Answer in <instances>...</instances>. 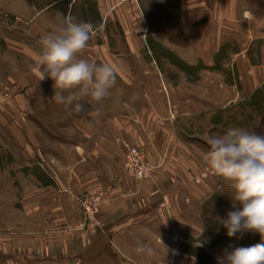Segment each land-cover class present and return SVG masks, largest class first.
I'll list each match as a JSON object with an SVG mask.
<instances>
[{
	"label": "rangeland",
	"instance_id": "1",
	"mask_svg": "<svg viewBox=\"0 0 264 264\" xmlns=\"http://www.w3.org/2000/svg\"><path fill=\"white\" fill-rule=\"evenodd\" d=\"M65 3L66 8L70 5L66 15L71 13L97 26L83 56L96 63H114L119 69L104 103L111 101L116 111L129 114L130 127L151 134L158 142H167L166 148L174 152L176 167L165 172L163 191L167 194L173 187L183 200L175 204L179 216L193 215L194 236L188 238L190 246L201 249L199 256L188 254L174 264H193L192 257L195 264H217L224 248L264 243L251 233L229 237L218 224L215 218L225 217L231 210L234 193L230 182L214 175L205 160L207 137L228 127L244 126L264 134L263 20L257 27L242 26L244 22L238 21L233 26L226 12H220L219 17V12L203 11L202 0ZM50 20L55 19L40 18L36 27L0 24V239L37 229L28 223L24 211L29 173L56 185L61 193H70L53 164L36 155L39 168L29 169L28 158H34L33 153L26 147L18 151L20 142L33 141L34 134L43 130V124L32 122L33 116L57 115L59 111L44 107V93L55 94L54 82L50 78L39 81L31 59L39 50L42 35L48 32L45 26ZM83 103L82 113L88 112L90 103ZM128 146L136 145L126 144V152ZM145 154L155 169L144 180L136 178L126 159L138 182L154 180L161 167ZM88 194L102 198L94 210L95 225L90 228L85 226V212L77 200ZM76 200L83 230L98 229V211L107 202L105 195L83 193ZM179 223L184 231L185 222L180 219Z\"/></svg>",
	"mask_w": 264,
	"mask_h": 264
},
{
	"label": "crops",
	"instance_id": "2",
	"mask_svg": "<svg viewBox=\"0 0 264 264\" xmlns=\"http://www.w3.org/2000/svg\"><path fill=\"white\" fill-rule=\"evenodd\" d=\"M65 2L0 0V24L36 27L40 18L58 20V14L66 15L70 6L66 8ZM202 10L219 12V17L220 12H226L233 26L237 21L251 27L264 22V0H202ZM242 12L247 15L243 17ZM55 20L48 21L45 30H54ZM44 94V107L59 108L58 114L33 116L32 122L43 124V130L31 136L33 141L20 142L18 151L26 147L33 153L34 158H28L29 169L39 168L36 155L53 164L70 193H61L56 185L29 173L24 211L28 223L37 229L2 237L0 264H174L188 254L199 256L201 249L190 246L188 238L194 236L193 215L179 216L175 204L183 200L173 187L167 194L163 191L165 172L176 167L167 142L130 127L129 114L116 111L109 100L101 105L90 103L88 112L69 115L51 99L54 94ZM96 110L99 116L90 115ZM128 143L143 148L149 159L161 166L154 180L138 182L134 178L125 158ZM97 192H102L107 202L98 211V229L85 231L76 196ZM180 219L185 222L184 231ZM160 240L178 254L169 251L166 255ZM137 242L149 245L154 254H137Z\"/></svg>",
	"mask_w": 264,
	"mask_h": 264
},
{
	"label": "clouds",
	"instance_id": "3",
	"mask_svg": "<svg viewBox=\"0 0 264 264\" xmlns=\"http://www.w3.org/2000/svg\"><path fill=\"white\" fill-rule=\"evenodd\" d=\"M57 27L42 35L39 50L31 59L39 72V81L50 78L55 90L51 98L71 115L84 111L83 101L103 102L115 86L118 67L111 62L96 63L83 56L97 26L71 13L58 14ZM100 115L99 110L90 113ZM205 160L216 176L230 182L232 207L225 217L217 216L229 237L245 233L259 235L264 242V134L244 126H231L206 140ZM163 223H167V220ZM166 255L169 249L160 240ZM137 254L151 256L154 250L137 242ZM195 264V257H192ZM217 264H264V243L248 247L224 248Z\"/></svg>",
	"mask_w": 264,
	"mask_h": 264
},
{
	"label": "built area",
	"instance_id": "4",
	"mask_svg": "<svg viewBox=\"0 0 264 264\" xmlns=\"http://www.w3.org/2000/svg\"><path fill=\"white\" fill-rule=\"evenodd\" d=\"M126 159L136 178L139 180L148 178L155 169V166L148 161L145 152L136 146L127 147ZM77 200L82 205L85 212V226L89 228L94 226V210L97 209L98 204L101 202V196L98 194H88L78 196Z\"/></svg>",
	"mask_w": 264,
	"mask_h": 264
}]
</instances>
